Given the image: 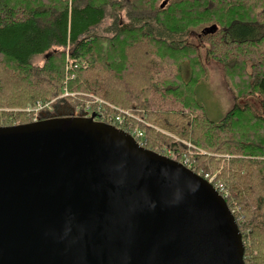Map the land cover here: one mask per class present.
I'll list each match as a JSON object with an SVG mask.
<instances>
[{"label": "trees", "instance_id": "16d2710c", "mask_svg": "<svg viewBox=\"0 0 264 264\" xmlns=\"http://www.w3.org/2000/svg\"><path fill=\"white\" fill-rule=\"evenodd\" d=\"M206 62L235 101L218 123L196 98ZM37 102L38 121L143 120V147L213 177L244 264H264V0H0V127Z\"/></svg>", "mask_w": 264, "mask_h": 264}, {"label": "water", "instance_id": "95a60500", "mask_svg": "<svg viewBox=\"0 0 264 264\" xmlns=\"http://www.w3.org/2000/svg\"><path fill=\"white\" fill-rule=\"evenodd\" d=\"M205 178L91 117L0 127V264H244Z\"/></svg>", "mask_w": 264, "mask_h": 264}, {"label": "rangeland", "instance_id": "374dc122", "mask_svg": "<svg viewBox=\"0 0 264 264\" xmlns=\"http://www.w3.org/2000/svg\"><path fill=\"white\" fill-rule=\"evenodd\" d=\"M36 61L39 63L40 59L37 58ZM206 66L208 76L204 82H201L197 86L196 98L204 106L207 117L211 121L218 123L224 117L225 113L233 106L235 101L222 77L220 67L213 62H206ZM249 102L258 108L255 101L250 100ZM243 103L242 101L240 102V104ZM164 153L160 154L170 157L167 152Z\"/></svg>", "mask_w": 264, "mask_h": 264}, {"label": "built area", "instance_id": "2783aa9c", "mask_svg": "<svg viewBox=\"0 0 264 264\" xmlns=\"http://www.w3.org/2000/svg\"><path fill=\"white\" fill-rule=\"evenodd\" d=\"M67 94H65L66 96ZM50 103H41L37 102L32 106L27 107L26 109L22 110L24 113L29 115L33 122L38 121V114L42 112L44 109H49ZM99 118L101 120L106 119L107 123L109 125H112L120 130H123L125 133L129 134L132 136L139 144L140 146H143V141L144 140V133L141 131V129L138 127L139 124L146 125V123L137 118L136 116H132L128 112H121L119 115L113 117V116H105V114H100ZM103 122V121H99ZM137 123L138 125H135ZM168 155L171 156L170 153ZM173 159H176L173 157ZM185 167L188 169H191V163L187 160V158H183V162H181ZM207 179V177H205ZM210 183L213 181V177L210 179H207Z\"/></svg>", "mask_w": 264, "mask_h": 264}, {"label": "bare ground", "instance_id": "6f19581e", "mask_svg": "<svg viewBox=\"0 0 264 264\" xmlns=\"http://www.w3.org/2000/svg\"><path fill=\"white\" fill-rule=\"evenodd\" d=\"M142 130V129H141Z\"/></svg>", "mask_w": 264, "mask_h": 264}]
</instances>
